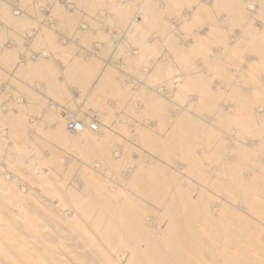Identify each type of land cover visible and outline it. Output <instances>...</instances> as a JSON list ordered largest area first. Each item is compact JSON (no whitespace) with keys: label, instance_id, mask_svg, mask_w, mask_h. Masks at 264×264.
Returning a JSON list of instances; mask_svg holds the SVG:
<instances>
[{"label":"bare ground","instance_id":"1","mask_svg":"<svg viewBox=\"0 0 264 264\" xmlns=\"http://www.w3.org/2000/svg\"><path fill=\"white\" fill-rule=\"evenodd\" d=\"M36 3L30 29L26 15L14 19L21 10L0 3L1 40L12 25L24 46L53 49L55 33L63 42L79 34L85 47L56 63L44 53L17 57L22 43L13 39L0 47L7 75L46 81L22 89L27 110L55 111L40 133L33 116L0 110V264H264V128L256 130L264 118V0H61L49 11ZM86 15L97 18L87 24ZM93 36L105 41L93 44ZM95 50L122 57L91 63ZM116 70L136 82L131 92ZM65 79L85 88V102L109 92L104 117L130 108L133 125L128 114L123 132L107 117L88 122L96 111L81 107L67 113L81 122L79 133H62L58 104L45 100L47 91L71 95ZM222 91L227 98L214 100ZM134 115L159 122L140 126ZM50 142L76 149L78 173ZM26 144L34 147H19ZM44 164L66 175L53 178Z\"/></svg>","mask_w":264,"mask_h":264},{"label":"rangeland","instance_id":"2","mask_svg":"<svg viewBox=\"0 0 264 264\" xmlns=\"http://www.w3.org/2000/svg\"><path fill=\"white\" fill-rule=\"evenodd\" d=\"M58 2V5L60 4H62L61 3V0H0V3L1 4H4V5H6V8H8V11H12V9H19V10H21L22 11V16H23V18H22V16L21 17H18V16H14V19H17V18H19V20L21 19H23L24 20V15H26L25 16V18L27 17V20L29 19V18H31L30 16H29V14L31 13L30 12V9L31 8H29V6L31 7V3H36L35 5L34 4H32L33 6H34V8L36 9V8H38V7H40V10H42V8H44V9H46V10H50V5H51V2ZM20 2V3H19ZM12 3V4H11ZM55 5H57V4H55ZM72 6V5H71ZM29 8V9H28ZM48 10V11H49ZM24 12V13H23ZM28 16H29V18H28ZM48 16H49V14L45 17L44 16V18L45 19H49L50 20V16H49V18H48ZM87 16V17H86ZM85 17L87 18L86 19V23L88 24V21H89V24H91V20H92V24H93V19H96L97 17L96 16H94L93 15V17L92 16H90V18H89V16L88 15H86ZM91 17H92V19H91ZM43 18V19H44ZM89 18V19H88ZM18 20V19H17ZM16 20V21H17ZM49 20L48 21H46V23H48L49 24ZM25 21V28L27 27V28H33L34 27V24H33V22L31 21V19L30 20H28V22L26 21V20H24ZM27 23V24H26ZM10 25V24H9ZM27 25V26H26ZM12 26V25H11ZM10 26V28H9V26L8 27H4L3 26V28H4V31H5V37H2V39H4V40H1V37H0V47L3 45V44H6L7 42L6 41H12V39L15 41V43H22L21 45V51H20V49H17L18 50V52L16 53V52H14V53H16L17 55V57L20 55V53H22V54H24V55H28L27 56V58L28 57H32L33 56V54L35 55V54H37V55H42L43 53L45 54H43V58L42 59H44V58H47V59H44L43 61H45V62H47L46 60H48V59H52V60H50L51 62L52 61H54L55 63L57 62V60H63V59H66V60H68L69 58H70V56L71 55H73V54H75L76 52L77 53H79L80 51L82 52H84V49H83V47H85L84 46V44L80 41L81 40V37L79 36V34H77V35H74V37H73V34H70V35H66V37H67V40L69 41H67V40H64V42H63V39L62 40H60L61 38H60V36H58V34H55V33H53L52 34V37H53V39H52V42H53V40L55 41V42H57V43H59L60 45L59 46H54V47H52L53 49H48V48H46L47 46L46 45H44V44H42V43H36V44H34L33 46H24V42H25V40H24V37L23 36H25L24 34L22 35V32L18 29V27L16 26V28L18 29L17 31H16V29L14 28H12ZM13 26H14V24H13ZM36 26V25H35ZM6 28V29H5ZM9 28V29H8ZM12 28V29H11ZM11 31V32H10ZM17 32V33H16ZM20 33V34H19ZM18 34V35H17ZM107 35H109V34H107ZM23 37V38H22ZM57 37V38H56ZM80 39H79V38ZM108 37H110V36H108ZM108 37H106V39L108 40ZM110 39H111V37H110ZM42 40V39H41ZM104 39H99V37H96V36H93V40H92V42H93V44L94 43H98L99 41H103ZM8 41V42H9ZM17 41V42H16ZM60 41V42H59ZM105 41V40H104ZM2 42V43H1ZM63 42V43H62ZM17 43V44H18ZM54 43V42H53ZM68 43V45H66ZM63 44V45H62ZM7 46H9L10 47V45L11 44H6ZM58 45V44H57ZM44 46V47H43ZM46 46V47H45ZM83 46V47H82ZM81 47V48H80ZM56 50H58V51H56ZM82 49V50H80V49ZM133 48H135V47H133ZM31 49V50H30ZM46 51V52H43L44 50ZM16 50V51H17ZM40 50H42V52L40 51ZM48 50V51H47ZM55 50V51H54ZM162 50L160 49V51H159V53L161 52ZM58 52V53H57ZM73 52V53H72ZM94 52H96L97 53V56H99V58H92L91 59V63H101V59L103 58V59H106V60H109L110 58H111V56L112 55H114V54H116V57L120 60L121 59V57L122 56H119V55H122V54H119L118 52H116V51H113V52H111V50L110 51H101L100 52V50H95ZM51 53V54H50ZM52 53H53V55H52ZM130 53H134V54H136L137 55V53H136V51L134 50V49H130ZM161 53H163V51L161 52ZM60 54V55H59ZM119 54V55H118ZM153 55V56H152ZM156 55H157V57H158V59L160 58V56H159V54H158V52H156V53H154V54H151L149 57H151V59L152 58H155L156 57ZM161 55V54H160ZM47 56V57H46ZM53 56H54V58H53ZM49 57H51V58H49ZM65 57V58H64ZM62 58V59H61ZM109 58V59H108ZM77 59L79 60V61H81V57H77ZM66 60H63V61H66ZM114 60V59H113ZM118 60V61H119ZM114 61H117V60H114ZM50 62V63H51ZM44 63V62H43ZM49 63V61H48V64L49 65H55V64H50ZM3 63H1L0 62V75H2V80H1V82H0V110H2V111H4V110H9V111H11L10 113H13L14 111L15 112H20V113H24V114H21V115H23V116H25V118H27V119H31V117L33 116L34 118L33 119H37L38 120V122H37V120H35L36 122L35 123H37L38 124V126H40V127H38V128H40V129H37V130H40V133H42L41 132V130L42 131H47V129H45L46 127H48V125H44V123H43V121H47L48 120V122L49 121H52L50 118H51V116H52V114L55 112L54 110H50V113H51V115H49V111H41V109H39L38 111H40V112H36V111H33V110H27V106L25 105L24 106V104L23 103H21V102H23V101H26L25 99H27V94L26 93H22V91L24 90L25 92H27V91H29L28 93H31L30 91H32L33 89L32 88H35V86H36V83L37 82H41V84L43 85V84H45L46 83V81H45V79H33V82H32V80H25L24 78H22V77H20L19 75L18 76H16V75H14V74H12L13 76H11V75H7L6 74V72L5 71H3V68H4V66L5 65H2ZM51 66V67H52ZM55 67V66H54ZM2 68V69H1ZM2 70V71H1ZM117 72V73H116ZM115 74H116V76L117 77H119L121 80H123L125 83H127L128 85H130V86H128L127 87V89L129 88V91L132 89V88H130V87H133V86H135L134 85V83L136 84V82L135 81H133V79L131 80L130 78H127L128 77V75L127 76H125V74H123V73H121V72H119L118 70H116L115 72H114ZM115 74H114V76H115ZM122 77H121V76ZM8 76V77H7ZM7 77V78H6ZM12 77V78H11ZM214 77V76H213ZM210 77V75H209V77H208V79H217L216 77ZM3 78H5V79H3ZM161 79H163V78H159L158 79V81L156 82V88H164L163 86L165 85V83H163V80H161ZM214 79V80H215ZM17 80V81H16ZM161 80V81H160ZM213 80V81H214ZM65 81H71L70 83H72V86L70 85V83H69V85H67L69 88H66L67 90H68V92H67V94H70L71 93V95H69V96H67L66 98H58L57 97V95H55L54 96V94L53 95H51V94H49L50 92H46V95H47V97H49V99H46L45 101H50V102H56L57 104H58V106H59V109H60V112L58 111V116H60V119H63V122L61 123V126H60V131L62 132V133H64L65 135H67L68 137H74L77 133H79V131H80V126H81V122H76L75 124L76 125H78V127H79V130H77V131H75L74 133H70V132H68L67 131V124L69 123L68 121H73L74 120V118H72L74 115H71L72 113L74 114V111H76L77 109H82V108H84L85 110V112L87 113V112H90V111H96L95 113H91L90 115H89V117H86L87 118V121L88 122H90L92 119L95 121V120H97V117H95V116H100L102 119H104L105 117H107V116H105L104 117V115H103V113L102 112H105V108L104 107H106L107 105H105L104 103L106 102L105 101V99H107V98H109L110 96H109V92L108 93H106V94H102L101 96H99V99H98V97H95V98H97L98 100V102L97 103H101L100 105H101V107L102 108H100V105L98 106L97 104H94L93 102H94V99L93 100H91V101H93V102H91V104H90V102H85L83 99H86V98H84V96L87 94V92H86V90H84L85 88H83V87H81V86H78V84L75 82V81H72V80H67V79H65ZM63 82V81H62ZM68 82L66 83V84H68ZM17 83V84H16ZM29 83V84H28ZM131 83V84H130ZM158 83H160V84H158ZM75 84V86L78 88H76L75 86H73ZM7 85V86H6ZM159 85V86H158ZM66 86V87H67ZM71 86V87H70ZM162 86V87H161ZM32 87V88H31ZM153 87H154V85H153ZM5 88V89H4ZM9 88H10V90H9ZM72 88V90L69 92V90ZM159 88H158V92L159 93H162L163 92V90L162 89H160L159 90ZM23 89V90H22ZM11 91V92H10ZM105 92L107 91L106 89L104 90ZM33 92V91H32ZM73 92V93H72ZM131 92V91H130ZM13 93V94H12ZM221 93V94H220ZM220 93H218V95L217 94H215L216 96L215 97H213L214 98V100H220V99H223V98H227V96L226 97H224L225 96V92H220ZM222 93H224V95L222 94ZM35 95H37V97H41L40 95H38L37 93H34ZM81 94H83L84 96L83 97H81L80 99H78L79 97V95H81ZM222 95V96H221ZM29 96V95H28ZM74 97H76L77 99L75 100V98ZM102 97V98H101ZM73 98V99H72ZM44 99V98H43ZM63 100V101H62ZM68 100V101H67ZM95 101H96V99H95ZM102 104H104V105H102ZM62 105V106H61ZM11 106V107H10ZM84 106V107H83ZM261 106L262 107H264V104L262 105L261 104ZM13 108V109H10V108ZM82 107V108H81ZM90 108V109H89ZM95 108V109H94ZM4 109V110H3ZM28 109H30V108H28ZM71 109V110H70ZM86 109H88V110H86ZM119 109H120V112H119ZM119 109H117V108H115V109H112L111 110V112L109 113V114H111V117H107L106 119H104L102 122H104L105 123V125H109V126H111L112 127V125L114 124V126H116L115 124H117V128H119L120 129V131L121 132H123V129L122 128H124L125 126H123L124 124H123V122L125 121V120H123V119H125L126 117V119L127 120H129L130 119V117H131V119H130V123L133 125V119H132V117L133 116H130V115H133V114H130V112L132 111L130 108V110L129 109H126V108H123V110H121V108H119ZM70 110V112H72V113H70L69 115L67 114L68 113V111ZM98 110V111H97ZM100 110V111H99ZM103 110V111H102ZM118 110V111H117ZM126 110V111H125ZM139 110H141V109H139ZM32 111L34 112V113H32ZM53 111V112H52ZM64 111V112H63ZM130 111V112H129ZM122 112V113H121ZM45 113H47L46 114V116L44 117V114ZM132 113V112H131ZM37 114V115H36ZM38 114H40L39 116H38ZM55 114V113H54ZM54 114H53V116H54ZM57 114V113H56ZM106 115H108L109 116V114H107V113H105ZM118 114V115H117ZM126 114V115H125ZM127 114H128V116H130V117H128L127 116ZM103 115V116H102ZM123 115V116H122ZM50 116V117H49ZM52 116V117H53ZM68 116L70 117V118H68ZM72 116V117H71ZM83 116V115H82ZM82 116H79V118L80 119H82ZM143 115H141V117H142ZM36 117V118H35ZM39 117V118H38ZM44 117V118H43ZM57 117V116H56ZM92 117V118H91ZM94 117H95V119H94ZM104 117V118H103ZM121 117H123V118H121ZM134 117H135V120H137V122H138V120H139V122H141L140 124V126H142L143 124H148V126H150V128L152 129V126H153V129H154V127H155V125L156 124H158V122H159V120H158V117H154V116H143L144 118H142L141 119V117H137L136 118V115H134ZM43 119V120H41V119ZM55 118V117H54ZM72 118V119H71ZM114 118V119H113ZM120 118V119H119ZM152 118V119H151ZM157 118V119H156ZM40 119V120H39ZM91 119V120H90ZM112 119V120H111ZM144 119V120H143ZM147 119V120H146ZM149 119V120H148ZM264 118H262L260 121H259V123H258V125H257V127H256V130L257 129H260V128H264V120H263ZM92 120V121H93ZM133 120V121H132ZM155 120V121H154ZM62 121V120H61ZM110 121V122H109ZM132 121V122H131ZM147 121H148V123H147ZM47 122V123H48ZM146 122V123H145ZM150 122V123H149ZM154 123V125H153V123ZM261 122H263V123H261ZM135 123V122H134ZM261 123V124H260ZM37 124H35L36 125V127H37ZM150 124V125H149ZM126 125V124H125ZM131 125V126H132ZM137 125H139V123L137 124ZM260 126V127H259ZM35 127V126H34ZM43 127V128H42ZM116 127H114L115 129L114 130H116L117 128ZM129 127V126H128ZM134 127V126H133ZM136 127H138V126H136ZM34 129H36V128H34ZM98 129H99V127H98ZM122 129V130H121ZM130 128H126V129H124V132L125 133H121L123 136L124 135H126L129 131H132V127H131V129L129 130ZM213 129V128H212ZM215 129V130H214ZM213 130H214V133L215 134H218L219 136L220 135H222V133H220V132H218V130L216 129V128H214ZM118 130V129H117ZM216 130H217V132H216ZM260 130H263V129H260ZM36 130H34V132H35ZM39 132V131H38ZM37 132V134L35 133L34 135L36 136V135H41L40 133H38ZM50 144H51V146L56 150V152L58 153L57 155L59 156V160H61V161H68L69 162V167H74V170H76V173H78L77 172V170H79L81 167H83V164H84V160H82L81 158H80V160H79V157H78V153H76L77 151H75L76 149H74V148H72V149H70V148H64L61 144H56V142L54 143V142H50ZM54 144V145H53ZM33 144H31V146H32ZM30 146V144H26L25 146L23 145V146H19V147H31ZM33 147H34V145H33ZM57 156V157H58ZM3 162V163H7V160H0V162ZM79 163H80V165H79ZM4 164V165H5ZM85 164H87V163H85ZM45 165V166H44ZM43 165V169H45V170H48V171H50L51 173H52V175L54 176L53 178H59L60 177V175L61 176H63V175H66L65 174V171H64V168H62V167H60V169H58V170H55L54 172H53V170L51 169V166H49L48 164H47V166H46V164H44ZM48 166H49V168H48ZM67 166V167H68ZM42 167V166H41ZM77 168V169H76ZM52 170V171H51ZM47 171V173H49ZM61 172H63V173H61ZM75 173V174H76ZM57 174V175H56ZM74 174V172L71 174L70 173V176H68V178L70 177L71 178V176L72 175H75ZM16 175V176H15ZM14 176L15 177H20L19 176V174H14ZM69 178V179H70Z\"/></svg>","mask_w":264,"mask_h":264},{"label":"built area","instance_id":"3","mask_svg":"<svg viewBox=\"0 0 264 264\" xmlns=\"http://www.w3.org/2000/svg\"><path fill=\"white\" fill-rule=\"evenodd\" d=\"M90 128L93 131H95L96 130V125L92 123V124H90ZM67 130L69 132H73L75 130H78V128H77L76 124L72 121V122L68 123Z\"/></svg>","mask_w":264,"mask_h":264}]
</instances>
